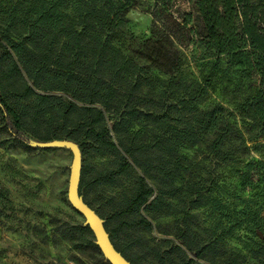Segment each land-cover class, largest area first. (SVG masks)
<instances>
[{"label": "trees", "instance_id": "obj_1", "mask_svg": "<svg viewBox=\"0 0 264 264\" xmlns=\"http://www.w3.org/2000/svg\"><path fill=\"white\" fill-rule=\"evenodd\" d=\"M74 1L72 13L67 0H11L0 11V91L29 101L12 108L0 92L5 130L24 143V134L39 142L69 140L83 153L79 139H84L100 155L114 154L113 171L88 178L87 165L81 166L78 195L89 208L86 193L96 184L113 185L134 166L140 170L130 199L101 218L112 246L130 264L146 258L159 264H215L216 248L241 224L216 222L213 233L219 234L208 241L188 234L190 211L217 198L203 185L208 180L186 179L192 167L184 164L182 149H195L216 165L244 163L235 171L242 190L264 183V0H155L150 37L137 52L141 62L126 55L120 43L134 2ZM189 47L204 51V84L187 67ZM211 89L231 109L213 101ZM239 123L261 160L245 162L251 148ZM171 204H183L182 228L174 235L180 245L148 248L125 231L151 227L144 216L131 219L142 206L154 219L164 208L175 215ZM256 227L255 221L251 229ZM84 230L90 233L87 226ZM256 247L264 264V239Z\"/></svg>", "mask_w": 264, "mask_h": 264}, {"label": "rangeland", "instance_id": "obj_2", "mask_svg": "<svg viewBox=\"0 0 264 264\" xmlns=\"http://www.w3.org/2000/svg\"><path fill=\"white\" fill-rule=\"evenodd\" d=\"M130 1L135 5L126 15L129 23L126 34L120 41L121 49L126 55L141 62L137 52L144 51L143 46L145 47L150 37L153 23L151 13L155 0ZM10 2L11 0H0V11L5 12ZM67 2V11L72 13L75 1ZM185 7L183 3L181 8ZM184 53L189 71L204 84L207 67L204 65L206 59L203 58V49L189 47ZM2 57L0 50V59ZM0 92L12 108L29 104V101L16 98L11 92ZM35 93L43 94L37 89ZM48 95L58 97L60 93L49 92ZM209 95L213 101L231 109L217 89L209 90ZM108 126L110 128L111 124ZM239 127L247 146L251 148L245 162L261 160L259 154L252 149L253 140L240 123ZM111 136L114 141L112 133ZM23 138L33 140L27 134ZM79 142L83 150V153L80 150L81 166L83 163L87 165L88 178L94 177L98 172L107 173L117 168L114 154L102 156L91 141L79 139ZM182 152L186 156L184 164L192 167L188 173L191 176L186 175V179L194 182L208 180L203 185L211 188L210 194L217 198L214 204L190 211L192 218L188 226L191 231L188 234L194 233L198 239L208 241L219 234L213 233L216 222L228 226L241 224L233 230L234 237H225L223 245L216 248L213 253L215 264H224L226 260L234 258L237 259L236 264H259L254 252L257 250L256 243L264 239V183L242 190L235 171L243 170L244 163L216 165L205 160L204 155L195 149L183 148ZM72 161V152L67 148H34L28 146L27 142L14 140L5 130L0 115V264H109L94 244L91 231L88 233L84 230V218L68 202ZM138 176H141V172L134 166L126 175L116 177L113 185L96 184L86 193L85 201L100 218L105 219L120 206L119 203L130 199ZM146 183L152 185L149 179H146ZM242 199L246 201L241 202ZM171 206L176 209L175 215H167V209L164 208L154 215V219L149 210L142 206L131 219L138 220L140 216H144L151 222V227L144 229L129 226L125 231L148 248L157 245L166 249L172 243L180 245L174 235L182 228L184 213H179V210L183 204ZM233 211L238 215L237 221ZM255 221L257 227L252 230ZM182 249L185 250L183 247ZM188 255L194 257L193 253ZM199 261L204 262L201 259ZM140 264L159 263L146 258Z\"/></svg>", "mask_w": 264, "mask_h": 264}, {"label": "water", "instance_id": "obj_3", "mask_svg": "<svg viewBox=\"0 0 264 264\" xmlns=\"http://www.w3.org/2000/svg\"><path fill=\"white\" fill-rule=\"evenodd\" d=\"M27 144L34 148H67L72 152L73 161L67 190L68 202L84 218V225L93 234L94 244L99 248L104 260L109 264H130L112 246L109 235L103 226V220L78 195L81 169V154L78 146L69 140H52L47 142L28 140Z\"/></svg>", "mask_w": 264, "mask_h": 264}]
</instances>
